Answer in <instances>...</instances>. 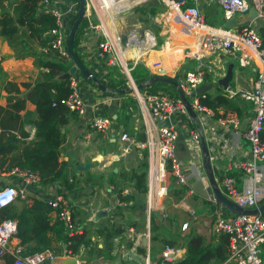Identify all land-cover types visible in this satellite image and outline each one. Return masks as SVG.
Returning <instances> with one entry per match:
<instances>
[{"label":"built area","instance_id":"built-area-1","mask_svg":"<svg viewBox=\"0 0 264 264\" xmlns=\"http://www.w3.org/2000/svg\"><path fill=\"white\" fill-rule=\"evenodd\" d=\"M130 6H140L152 0H139L130 2ZM163 7L162 13L157 18L158 25H170L173 19L179 20L186 29H188L194 39V47L200 50L199 53H235L243 48L245 52L251 54L260 65L261 82L252 95L247 94L246 99L251 101L253 116L249 118L244 139L250 148V159L237 161L235 169L242 174L243 179L249 180L247 187H239L234 176L227 174L221 175L222 167L219 166V160L223 151L229 147L228 140L223 134H216L212 130L215 128H227L229 125L238 127L236 121H228L222 118H216L215 112L211 107L204 104L199 95L191 98V94L198 85L197 74L188 76L183 82H178L184 97L188 100L191 111L194 114V128L188 130L186 137L187 147L191 159L202 163L201 138L203 134H208L209 145L208 161L212 170L213 181L220 192L236 206L244 210H255L261 207L264 201V143L261 141V131L264 122V29L263 33L258 32L251 26L232 27L227 29L223 26H211L207 24L200 13L198 7L199 0H155ZM222 10L224 22L234 19L235 15H244L252 10L257 18L264 23V0H216ZM72 4L69 5L68 3ZM140 4V5H139ZM39 12L50 14L55 18L56 27L50 30L52 36L50 48L61 58H69L66 50V38L70 28L71 21L75 19L77 1L67 0L61 3L60 0H39ZM58 6V8H57ZM129 7L118 11L123 12ZM96 14L101 25H92L90 21V12ZM68 18L67 28H63L61 18ZM88 19V29L97 32L102 38L97 42L93 49L96 50L98 59L105 61L107 71L102 72L103 76L108 77L109 69L122 66L123 74L126 77L127 88L135 90L136 101L142 113L144 123L145 140L137 139V134H129L121 131L113 132L111 129L114 122L111 117L93 115L90 118L88 126L95 132L110 134L113 142H117L121 147L123 156L132 149L147 153L146 169V203L145 210L147 213V229L141 235L140 239L145 240L143 248V264H176L182 259V250L170 244H165L155 260L151 259V233L149 229L150 215L152 212H160L165 220L163 201L168 194V180L172 179L178 187L186 188V196L193 192L190 189V182L194 178L199 181L204 179V170H197L193 162L194 171H186L181 160L177 156V141L179 139V129L177 122L179 115L189 113L179 97H172L168 93L159 91L156 94L148 92L139 93L137 85L132 80L130 72L136 67V60H140L149 51L155 49V37L148 31L135 28L130 30L126 36V43L122 45L124 35L116 32L111 35L102 24L94 0H86V17ZM85 35V34H84ZM82 36V38L84 37ZM148 40L152 42L150 47L147 46ZM84 39L79 42V47L83 48ZM89 50V46H87ZM131 49L139 52L138 56L129 57ZM124 53V60L131 63H123L118 53ZM110 67V68H109ZM120 70V69H119ZM148 70V69H146ZM121 71V70H120ZM111 72V71H110ZM148 72H151L148 70ZM122 73V72H121ZM71 92L68 98L62 103L70 112H74L81 119L86 115L87 104L85 103L79 89L77 78L70 79ZM100 96L98 103H94V108L106 106L111 103L109 96ZM249 95V96H248ZM168 120V127L159 128L158 124ZM88 135V134H87ZM89 136V135H88ZM86 136V139H88ZM230 152L226 153L229 157ZM116 156V155H115ZM226 171H229L227 169ZM41 186L39 175L29 169L19 166H13L9 170L0 169V195L11 191L12 198L1 208L12 205L18 199L26 198V192L20 186ZM6 198V197H5ZM48 204L58 210L56 217L63 222L65 232L72 237L84 232V228L76 224L72 218L73 203L69 198L60 196L47 201ZM213 213L212 231L216 235L227 236V258L222 264H264V212L257 215H231L225 216L220 205L215 201ZM115 206L127 207L131 203L121 202L116 198ZM191 215V214H190ZM193 217V213L191 215ZM187 228V223L182 225ZM16 223L10 219L0 221V264H5V258H11V264H52L59 257H55L50 250L31 255H23V248L20 245L10 246V241L16 235ZM140 239L134 241L136 247H140ZM77 264V262H76Z\"/></svg>","mask_w":264,"mask_h":264},{"label":"crops","instance_id":"crops-1","mask_svg":"<svg viewBox=\"0 0 264 264\" xmlns=\"http://www.w3.org/2000/svg\"><path fill=\"white\" fill-rule=\"evenodd\" d=\"M66 1L67 0H60L61 3ZM138 1L139 0H130V2ZM115 2L116 4H112L110 0H95V5L100 15V18L103 14H105L102 16V24L107 31L109 30L108 34L110 35L113 32L111 31L110 27L108 28L106 26L108 24L110 25V23L112 22L113 14L130 6V3L127 0H115ZM198 7L205 22L209 25H213V22H207L206 18L210 17L211 15H218L219 17H222V10L217 4L216 0H199ZM90 14L91 21L93 19V11H91ZM107 20L110 23H108ZM152 20L153 19H151L150 17L149 22L151 23ZM234 20L235 27L251 26L258 30V32L260 33L261 29L264 28V23H262L257 18L256 14L252 10H250V12H248L247 14L234 16ZM219 21L223 22L221 25L223 26V24L225 23L223 21V17L222 19L220 18L218 22ZM161 27L163 30L170 29L169 31H173V28L171 24L157 26L158 29H156L155 31H158V35L160 36L159 41L163 42V30H160L159 33V29ZM23 30L24 29L21 28L20 32H22ZM155 31L154 34L157 35V32ZM170 35L174 36L175 34ZM83 39L85 42L82 44L84 49L79 47L82 57L81 60L87 67L88 71L94 74L97 79L104 78L102 72L107 71L105 67V61L98 59L96 55V50L93 49L96 43L101 41L102 38L97 34V32H93L87 27L85 35L83 38H81V40ZM151 45L152 42L148 40L147 46L150 47ZM179 45L182 44L180 43ZM87 46H89L88 51L86 50L88 49ZM31 47L32 51L35 50L37 53L43 52L45 50L40 48L37 42L35 41H32ZM19 49L20 48L17 47L16 50V47L12 45L9 39L0 36L1 107H5L9 103L8 99L10 97H12L13 100L18 98H27L28 91L31 88L28 89L24 85H33L36 81L41 79L42 73L47 71L46 69L37 68L34 65V58L30 56V53H19ZM155 50L153 49L152 51L146 54L148 55L149 53H152L151 56L148 58V61L151 60ZM157 52L158 51H156V53ZM135 53V51H130L128 53V56L135 57L139 55ZM229 54L214 53L212 55H207L203 58L200 63H197L191 59L187 60L184 63H182V61L172 63V59L170 57H165L162 62L163 67L165 68V71L162 74L164 76L162 77L168 79H176L177 82V79L182 80L188 72L199 71L200 73H207L208 77L205 78V82L213 83L214 87L216 88V91L214 89L209 92L207 94L208 97L205 99H202L201 97L200 98L202 99L204 104L212 108V110L216 114V118H222L224 120H228L229 122L234 120L238 124L237 128H235L233 125H229L227 128H215L214 126H212V130L216 134H223L229 143L228 149L223 151L222 157L218 162L219 166L223 168L220 173L222 175L223 173L227 172V174H231L232 176H234L237 180L238 186L241 188L247 187L249 185V180L243 179L242 174L235 169V164L237 161L250 159V148L243 136V123L253 116V110L251 105L249 106L248 104H243V100L239 95L248 94L252 91L250 89H252L253 87L255 74L253 75V73L251 72L252 70L248 71L247 69L242 68L238 64L235 54ZM118 55L120 60L125 63L124 53L119 52ZM138 62L139 61L137 60L136 63ZM136 63L135 65H137ZM229 64H232L233 67L232 79L228 84L227 91L238 95L237 98H235L234 102H231V100L228 101L226 98L223 97V95L219 92L218 88L220 85L218 86L217 84L218 81L225 76L227 72V66ZM190 66H193V68H190ZM147 69L157 75H160V73L158 74L153 71L149 67V65ZM110 71L111 69L108 70V73H110ZM71 77L77 78L79 81V89L81 91V95L85 103L87 104V111L83 119L78 118L77 121H70V123L62 129L63 133L66 134L65 141L61 147V154L59 160L70 162L72 164V166L70 165L68 168L69 182H72V178L77 179V191L74 194H71L70 197L66 198H69L72 201L73 211H86V218H84V221H87L90 218L91 220L88 223L91 224L92 222V224L94 225L93 227L97 226V224H99V222H101L102 220L107 219L108 216H110V214L112 213V211H114V209L118 207L114 205L115 200L117 198V192L120 193L122 197H133L136 201V204L134 202V207H132L133 202H130L131 205L128 206L127 209L120 207L124 210L122 212V215L115 217V220L119 224L123 225L122 229L124 230V234L121 237L113 238V250L109 253L108 256H104L102 253L101 240L92 235L91 240L94 241L97 245V251L95 252V255H92L90 258H87V260H79L78 256L73 258L76 260L77 264H143V254L137 252L139 247L135 246L134 241L140 239L141 235L147 229V213L146 211H144L145 205L141 206V203L145 202V195L139 194L134 188L135 180L133 178L134 173H140L139 164L141 161V154L143 152L132 149L127 154L119 156L122 152H120V146L117 142H113L111 140L110 134L107 136L106 134L93 132L92 129L88 126L89 120L91 117H93V115H100L103 113L108 114L109 116L107 117H111L113 119L114 122L112 123L111 127L113 132H117L119 130L121 132V126H128L129 128H131L130 130H133V124H123L121 120L118 119V116L119 118H121V115L119 113L124 110L123 109L121 111L122 107L126 106L123 103H126L125 97L121 96V94L108 92L106 87H103L102 85V89L99 90L97 89L96 83L89 80L90 82L94 83L93 85L89 81H85L84 78L80 75L76 76V73L75 76L73 74V76ZM252 78L253 80H251ZM9 84H13L14 87H10ZM15 88L19 90L18 93H15ZM102 93L109 96V98L111 99V103L106 106H100L99 109L94 108V103L99 102L100 96L103 95ZM244 107L248 110L245 111ZM26 112H29L30 115H27ZM130 112L131 111L127 109V113ZM19 116L20 120L17 124V129L15 131L8 132H12L14 135L20 136V132L23 131L24 133L28 134V136L25 139L18 138L19 141L17 149L10 156V159H15L21 153L23 147L30 144L31 142L36 141V138L34 137L35 128L32 125V121L36 119V115L34 114V107L28 104L25 107V110L20 113ZM193 118L194 117L189 113L182 114L179 115V119L177 122V128L179 129V139L177 141V156L181 160L182 165L184 166V169L186 171H194L192 168L194 160L191 159L189 155V150L186 141V137L188 136V130L194 128ZM114 127L118 129L115 130ZM92 133L94 134L92 135ZM133 134L134 132L131 133V135ZM142 134L143 133L137 134V139L141 140L140 136ZM207 135L208 134L202 135L206 147H208V145L210 144ZM86 136H88V139H86ZM227 152H230L229 157L226 156ZM106 153H110L111 155L103 157L104 155L102 154ZM203 159L204 155L202 156V163H199L197 161H195L194 163L197 167V170H204L205 178L207 177V168L204 164ZM85 163H91L93 167L86 172H80L76 169L77 164ZM98 164L102 167H99ZM96 169L101 171V176L98 179H93L92 182L87 181L86 175H89V173L95 175ZM227 169H229V171H226ZM262 170H264V168ZM111 175L114 176L111 177ZM110 177L114 178V184L108 183ZM100 181L105 182L99 183ZM198 181V178H194V180L190 182V187H192ZM20 186L24 188V185L20 184ZM24 190L26 192V198L16 200V202H14L11 206L13 207V210L17 213L20 212L23 208L30 206L33 199H42L45 201H50L52 199H55L56 197L62 196L63 194L61 193L63 191V187L60 185L47 187L26 186ZM172 193H174V191L171 192L170 195H172ZM174 198L176 199V202L173 204L175 208L170 213L172 215H170V217H167L168 219L165 218V220L168 221L169 226L164 227L156 218L155 224L157 227H159L157 233L162 232L160 234L161 237H164L165 239H168L173 243H178L179 248L182 250L183 259L186 251L185 244L189 240L190 236L194 234L200 235L207 242H210L211 238H213L214 236L216 238V234H214L212 231L214 217L211 211L207 210V208H209L208 206L212 205V202H210L211 205L205 204L204 202H209V200L203 198L202 196L194 192L191 195L183 197L181 200L179 199V197L175 196L174 193ZM189 202L191 204H194L197 209H199V211L195 213L194 217H191V215L188 214L186 210V208L189 207ZM82 214L84 215V213ZM50 216L52 219L56 218L55 211H52ZM76 218L78 219V216H76ZM76 218L74 219L76 220ZM84 221L79 220V222L82 223ZM185 222H188L187 228L181 229V226L185 224ZM124 223L128 225H124ZM141 224L143 226L142 232L141 229H139ZM145 224L146 229H144ZM140 240V247L143 248V239ZM17 245H19V240L17 238H13L10 241V246L15 247ZM155 245L161 244L155 243ZM160 251L156 250L155 248V250L152 251V254L158 256ZM71 259L72 258L68 256H62L55 259L54 261H56L55 264H70Z\"/></svg>","mask_w":264,"mask_h":264},{"label":"trees","instance_id":"trees-1","mask_svg":"<svg viewBox=\"0 0 264 264\" xmlns=\"http://www.w3.org/2000/svg\"><path fill=\"white\" fill-rule=\"evenodd\" d=\"M38 1L0 0V36L9 39L12 45L16 47V50L19 47V53H30V56L34 58V65L37 68L47 70L42 73L41 79L33 85H24L28 89L31 88L28 91L27 98L13 100L10 97L8 99L9 103L5 107L0 106V169L5 168V170H9L13 166H19L32 170L39 175L42 187L60 185L63 187L62 196L70 197L71 194L77 191V179L72 178V182H69L68 168L72 164L60 161L59 159L66 134L61 131L70 121H77L79 118L77 114L70 112L62 103L71 92L70 79L73 75H69L65 79L63 76L68 74L73 62L69 58L59 57L51 50L50 42L52 41V36H50L49 32L56 27V21L52 15L39 12ZM152 1L147 2L149 4L146 3L144 6L140 5L136 7L137 9L141 7L140 9L145 16L144 20L147 22H149L150 17L154 19V15L161 8L163 9L155 0ZM73 21H71L70 28L73 25ZM88 22L87 18L82 20L75 32L73 41V50L86 69L87 67L81 60L79 42L85 34ZM21 28L24 29L22 32H20ZM263 29H261V33H263ZM32 41L37 42L38 46L45 50L40 53H37L35 50L32 51ZM130 74L136 85H144L150 78L155 77L141 66H136ZM78 75L80 73H76V76ZM122 75V73H118L117 79L113 78V76L110 78V75L97 79L100 84V88L97 87V89L100 90L102 85L106 87L108 92L121 91L118 88L121 84L118 78H122ZM84 80L89 81L86 78ZM172 81H176V79H172ZM90 83L94 85V83ZM9 86L14 87L13 84H9ZM158 86L170 87L174 93L169 92L170 94H168L172 97H178L176 88L168 83H153L143 89L144 92L156 94L157 90L155 87ZM18 92L19 90L15 88V93ZM28 104L34 107V114L36 115V119L32 121V125L35 128L34 137L36 141L23 147L21 153L15 159H10V156L17 149L18 138L25 139L28 134L21 131L20 136H17L8 131H15L17 129V124L20 120L19 114L25 110ZM26 114L30 115L29 112H26ZM260 136L262 143H264V122ZM146 158L147 153L143 152L139 164L140 173L133 174L135 180L134 188L139 194L143 195H146ZM113 176L111 175V177ZM111 177L108 183L114 184V178ZM174 193L181 200L183 197H186V188L178 187ZM116 196L121 202H133L132 207H134V202L136 204L133 197H122L118 192ZM204 203L211 205L210 201H205ZM142 205H144V202L141 203ZM263 205L264 201L261 206ZM11 206L9 205L0 209V221L4 219L15 221L17 231L14 238L19 240V245L24 250L23 255L50 250L55 257L68 256L70 258L80 256L83 250L86 251L88 258L95 255L97 245L91 240L92 235L101 240L102 253L104 256H108L113 250V238L121 237L124 234L123 225L116 222L115 217L122 215L123 210L128 208V206L124 209L116 207L107 219L102 220L95 226L91 235L87 230H84L82 234L70 237L65 232L63 222L57 217L51 218L50 214L52 211L56 213L58 210H54L47 201L33 199L30 206L23 208L18 213ZM223 211L225 216H231L226 209H223ZM78 215L81 214L73 211L72 208V218L74 219ZM166 219H168L167 216ZM158 230L159 227L155 224V217L151 214L150 242L173 243L159 236ZM227 243V236L225 235H216V238L214 236L210 242H207L202 236L194 234L190 236L185 244L186 251L184 258L176 264H222L227 258ZM137 252L144 255L145 249L139 247ZM5 260V264H11L10 257L5 258Z\"/></svg>","mask_w":264,"mask_h":264},{"label":"rangeland","instance_id":"rangeland-1","mask_svg":"<svg viewBox=\"0 0 264 264\" xmlns=\"http://www.w3.org/2000/svg\"><path fill=\"white\" fill-rule=\"evenodd\" d=\"M153 2V1H152ZM140 4H143V3H140ZM139 4V5H140ZM147 4H149V3H147ZM144 6V5H143ZM135 8V6H131V7H129L127 10H125V11H123V12H120V13H114L113 14V16H112V22L110 23L108 20V23H110V25L108 24L106 27H110L111 28V31L113 32V34L114 33H116V32H118V33H120V34H122V35H126L130 30H132V29H135V28H141V30H144V31H148L149 33H151L152 35H154V37H155V42H156V47H155V49H159L162 45H163V43L161 42V41H159L160 40V36L158 35V31H155L156 29H158L157 28V26H159L158 24H157V18L160 16V14L162 13V8L154 15V19L151 21V23L150 22H147V21H145L144 20V18H145V16H144V14H143V12H142V10L140 9L141 7H138L139 9H134ZM99 14V13H98ZM103 15H105V14H103ZM102 15V16H103ZM101 16V20H102V17ZM236 16V15H235ZM214 17H215V20H214ZM220 18L222 19V17L220 16H214V15H211L210 17H208V18H206V21L208 22V21H212L213 23V25H211V26H217V27H220L221 25H222V23L223 22H218V20H220ZM105 21V20H104ZM102 22H103V20H102ZM91 24L92 25H101L100 24V21H98V18H97V16H96V14L95 13H93V19L91 20ZM179 25H182V26H184L179 20H177V19H173L172 21H171V26H172V28H174L175 30H176V28H179ZM185 27V26H184ZM160 30L162 31V27L159 29V33H160ZM109 31V30H108ZM154 31L155 32H157V35H155L154 34ZM81 41V40H80ZM186 51L187 52H189V53H191V54H196V53H199L200 52V50H198L196 47H187L186 48ZM151 54L152 53H149L148 55H145L144 57H142L140 60H138L139 62L138 63H136L137 65L136 66H141V67H143V68H145V69H147L148 68V63H149V61H148V58L151 56ZM202 54V53H201ZM224 54H226V53H224ZM229 54V53H228ZM234 54V53H233ZM206 55H212V54H208V53H206ZM230 55V54H229ZM231 57V56H230ZM235 57H236V60L238 61V64L242 67V68H245V69H247L248 71L250 70H252L251 72L253 73V75H254V77H255V80H254V83H253V87H252V89H250V90H252V91H256L257 92V87H258V85H259V83L261 82V76H260V70H261V68H260V65L258 64V62L256 61V59L251 55V54H249L248 52H245V50L243 49V48H241V49H239V50H237V53L235 54ZM232 58V57H231ZM125 63H131V61H129V60H125ZM209 65V64H208ZM256 66V67H255ZM115 68H117V69H115ZM190 68H193V66H190ZM257 68V69H256ZM121 71H120V70ZM121 72H122V74H123V69H122V66H118V67H114V68H112L111 69V72H110V78H111V76H113V78H116L117 79V75H118V73L119 74H121ZM152 76H164V75H162V74H160V75H157V74H155V73H153V72H149ZM131 75V74H130ZM208 76H207V73H205V72H203V73H198L196 76H195V78H198V80L200 81V82H198V85L196 86V89L195 90H197V88H200L203 84H207L206 82H205V78H207ZM133 80V79H132ZM251 80H253V78L251 79ZM118 81H121V84H120V87L118 86V88L119 89H121V91H125L124 90V88H126L127 89V87H126V77H125V75L123 74L122 75V78H118ZM134 81V80H133ZM177 82H183V81H181V80H179V79H177ZM135 83V82H134ZM138 86V85H137ZM218 86H219V84H218ZM156 88V90H157V92L158 91H162V92H165V93H169V92H172V93H174L173 92V90L170 88V87H168V86H158V87H155ZM219 92L223 95V97L224 98H226L228 101L229 100H231V102H234L235 101V98H237V96L238 95H236V94H234V93H232V92H229V91H227V88L225 89L222 85H220L219 87ZM215 89V91H216V88L215 87H212L211 89H209L208 91H206V92H203L202 94H200L199 96L202 98V99H205V98H207L208 97V93L209 92H211L212 90H214ZM177 90V89H176ZM140 92L141 93H144V89H140ZM139 92V93H140ZM136 94H137V92H132V93H124V94H121V96H124L125 97V101H126V103L125 102H123L126 106H123L122 107V109H121V111L122 112H120L119 114L121 115V118H119V116H118V119L119 120H121V122L123 123V124H133V126H134V129L133 130H130L131 128H129L128 126H125V127H122L121 126V129H122V131H124V132H127V133H133L134 132V134L135 133H137V134H141V133H143L144 132V123H143V118H142V113H141V111H140V109H139V106H138V103H137V101H136ZM170 94V93H169ZM241 98H242V100H243V104H248L249 106L252 104L251 103V101H249V100H247L246 99V96H247V94H242V95H239ZM243 104H242V106H243ZM130 108H131V110H130ZM127 109H129V111H131L130 113H127ZM244 110L245 111H247L248 109H246L245 107H244ZM100 116H103V117H107V116H109L108 114H100ZM114 129L115 130H117L118 128H116V127H114ZM87 131H88V128H87ZM93 131V130H92ZM93 132H95V131H93ZM120 132V130L119 131H117V132H115L116 134L117 133H119ZM94 133H92V135H93ZM99 151H100V149H99ZM120 152H121V147H120ZM113 154H116V153H113ZM102 155H104L103 157H107L108 155H111L110 153H106V154H102ZM114 165V164H113ZM112 165V166H113ZM98 166H99V164H98ZM99 167H102V166H99ZM101 171H99V170H97L96 169V171H95V175H92V174H90L89 173V175H86L87 176V181H89V182H92V180L93 179H98L101 175V173H100ZM90 178V179H89ZM97 181V180H96ZM98 182V181H97ZM105 182V181H104ZM104 182H99V183H104ZM176 189H178V185L175 183V182H173V180L172 179H169L168 180V194H167V196L164 198V201H163V206H164V213H165V215H167V217H170V215H172V214H170L171 212H172V210L175 208L174 206H173V204L176 202V199L174 198V193H172V195H170V193L171 192H173V191H175ZM142 202V201H141ZM145 203H146V195H145V202H144V205H145ZM190 203V202H189ZM212 204V206H208L209 208H207V210H209V211H211V213L213 214L214 213V210H215V204L214 203H211ZM188 206V205H187ZM145 207V206H144ZM186 210H187V212H188V214H191L192 215V213H193V217L195 216V213H197L198 211H199V209H197V207L194 205V204H189V207L188 208H186ZM84 213V215L82 214V213ZM78 213L79 214H81V216L80 215H78V219L76 218V220H75V222H76V224H78V225H80V226H82L84 229H86L89 233H90V235H91V232H92V230L95 228V227H93L94 225L92 224V222H91V224H89L88 222H90V218L87 220V221H84V218H86V215H85V213H86V211L85 212H83V211H80V210H78ZM224 213V212H223ZM118 214V213H117ZM119 215V214H118ZM224 215H225V213H224ZM189 216V215H188ZM190 217V216H189ZM79 220L80 221H84L83 223L82 222H79ZM185 223H188V222H185ZM124 225H128V224H126V223H124ZM141 227V228H140ZM140 227H139V229H141V232H142V229H143V226H142V224L140 225ZM149 228H150V226H149ZM144 229H146V224H145V228ZM181 229H182V226H181ZM162 232H159L158 234H159V236H161L160 234H161ZM158 244H161V245H155V243H151V249H152V251L153 250H155V248H156V250H161V248L166 244H162V243H158ZM170 245H173V246H175V247H179V245H178V243H171ZM150 256H151V259L152 260H155V258L157 257V255H153L152 254V252H151V254H150ZM87 253H86V251L85 250H83L82 252H81V255L80 256H78V259L79 260H87ZM56 263V261H54L53 262V264H55Z\"/></svg>","mask_w":264,"mask_h":264},{"label":"water","instance_id":"water-1","mask_svg":"<svg viewBox=\"0 0 264 264\" xmlns=\"http://www.w3.org/2000/svg\"><path fill=\"white\" fill-rule=\"evenodd\" d=\"M75 1H77L76 16H75V19L73 21V25L68 30V35L66 38L67 55L72 60L73 65L70 67L68 74L64 75L63 78L65 79L69 75H73V74L78 72V73H80L81 77L86 78V79L96 83L97 87L100 88V85H99L97 78L94 75H92L90 73V71H88L83 66L79 57L77 56V54L73 50V41H74L75 32H76L78 26L80 25V23L82 22V20L86 17V0H75ZM68 4L71 5L72 3L69 2ZM57 8H58V6H57ZM67 22H68V18H66V17L61 18V24H62L63 28H67ZM234 26H235V20L234 19H232L229 22H225L223 24V27H225L227 29H231ZM125 43H126V36H123L122 37V45H125ZM232 67H233L232 64H229L227 66V72H226L225 76L221 80H219L217 83L219 85H222L225 89L227 88L228 83L232 79ZM158 82L168 83V84L174 86L177 89L178 97L184 103L187 111L189 112L190 115L194 116L193 112L190 109L188 100L184 97L182 90L179 88L178 82L172 81V79H168V78H165L162 76H155L154 78H150L144 85H138L137 91L140 92V89H143L147 85H151L153 83H158ZM212 87H214V84H212V83L203 84L200 88H197V90H195L191 94V98H193L195 95H200L203 92L208 91ZM114 93H116V94L132 93V89L127 88L125 91H117ZM247 123H248V120L243 123V130L244 131L246 130ZM169 125H170V122L168 120H166L164 122L159 123L158 127L163 128V127H168ZM62 133H63V131H62ZM140 137L142 140H145L144 133ZM201 148H202V153L204 155L203 161H204V164L207 168V177H205L201 181L196 182V184H194L191 187L193 192L202 196L203 198L209 200L210 202L212 200L215 201L222 208L226 209L231 215H240V214H242V215H257L258 213L264 212V205L258 209L252 210V211L244 210V209L239 208L233 202H231L225 196H223V194L220 192L217 185L213 181L212 170L210 168V164L208 161V150H207L206 144L204 143L203 137L201 138ZM92 167H93V165L91 163L77 164L76 165V169L80 172H86L89 169H91ZM88 189H90V188H88ZM144 211H146L145 208H144ZM101 213H103V212H101ZM151 214L164 227L169 226L168 221L164 220V218L160 212L154 211ZM102 215H105V214H102ZM143 244H145V240L143 241ZM70 264H76V260L74 258H72Z\"/></svg>","mask_w":264,"mask_h":264},{"label":"bare ground","instance_id":"bare-ground-1","mask_svg":"<svg viewBox=\"0 0 264 264\" xmlns=\"http://www.w3.org/2000/svg\"><path fill=\"white\" fill-rule=\"evenodd\" d=\"M95 2V0H94ZM112 4H116L115 0H110ZM99 4V2H98ZM163 30V29H162ZM168 30V31H167ZM170 29L163 30L164 32V39H163V45L154 51V54L149 61V67L155 71L156 73L163 74L165 71V68L163 67V60L165 57H170L172 59V63H175L177 61H182V63L186 62L187 60H194L197 63H200L206 54L202 53L200 55L198 54H191L186 51L187 47H194V37L192 36L191 32L186 29L184 26L179 25V28H176V30L173 28V31H169ZM170 34H175L174 36ZM182 45H179V44ZM130 51H135V54H139V52L136 49H131ZM156 51H158L156 53ZM150 52V51H149ZM237 51H235L234 54H236ZM137 62V60H136ZM199 71L196 72H188L183 77L182 80H185L188 76L198 74ZM209 84V83H207ZM213 84V83H212ZM229 84V83H228ZM228 87V86H227ZM135 92V90L133 89ZM254 91H251L248 93L249 95H252ZM248 95V96H249Z\"/></svg>","mask_w":264,"mask_h":264},{"label":"clouds","instance_id":"clouds-1","mask_svg":"<svg viewBox=\"0 0 264 264\" xmlns=\"http://www.w3.org/2000/svg\"><path fill=\"white\" fill-rule=\"evenodd\" d=\"M11 198H12V192L11 191H8V192L0 195V206L6 204Z\"/></svg>","mask_w":264,"mask_h":264}]
</instances>
